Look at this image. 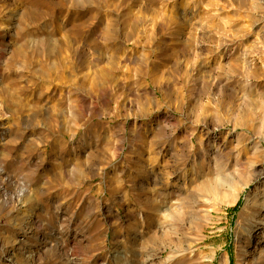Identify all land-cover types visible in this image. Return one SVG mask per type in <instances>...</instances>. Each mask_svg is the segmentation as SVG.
Returning <instances> with one entry per match:
<instances>
[{
	"label": "rangeland",
	"instance_id": "1",
	"mask_svg": "<svg viewBox=\"0 0 264 264\" xmlns=\"http://www.w3.org/2000/svg\"><path fill=\"white\" fill-rule=\"evenodd\" d=\"M0 264H264V0H0Z\"/></svg>",
	"mask_w": 264,
	"mask_h": 264
}]
</instances>
